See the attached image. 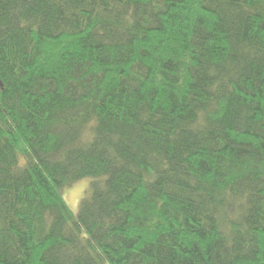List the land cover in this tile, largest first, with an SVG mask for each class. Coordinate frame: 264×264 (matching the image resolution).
Segmentation results:
<instances>
[{
  "label": "trees",
  "instance_id": "obj_1",
  "mask_svg": "<svg viewBox=\"0 0 264 264\" xmlns=\"http://www.w3.org/2000/svg\"><path fill=\"white\" fill-rule=\"evenodd\" d=\"M0 264H264V0H0Z\"/></svg>",
  "mask_w": 264,
  "mask_h": 264
},
{
  "label": "rangeland",
  "instance_id": "obj_2",
  "mask_svg": "<svg viewBox=\"0 0 264 264\" xmlns=\"http://www.w3.org/2000/svg\"><path fill=\"white\" fill-rule=\"evenodd\" d=\"M89 182V178H85L69 186H66L63 189L64 198L75 214H78L79 212L80 202L83 196H85L87 189L89 188Z\"/></svg>",
  "mask_w": 264,
  "mask_h": 264
}]
</instances>
